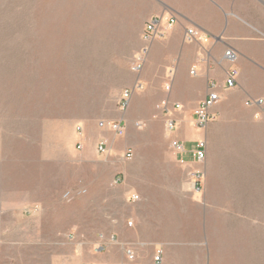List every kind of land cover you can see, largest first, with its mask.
<instances>
[{
	"label": "crops",
	"instance_id": "obj_1",
	"mask_svg": "<svg viewBox=\"0 0 264 264\" xmlns=\"http://www.w3.org/2000/svg\"><path fill=\"white\" fill-rule=\"evenodd\" d=\"M144 1L147 21L163 16L176 22L163 39L148 44L142 70L148 64L146 73L156 71L163 78L172 69L174 73L169 89L157 93L150 76L141 75V70V89L135 97L131 94L121 121L126 128L134 118L147 126L150 120L164 123L167 116L160 105L166 102L168 116L177 126L173 132L159 127L152 134L149 128L143 142L127 148H133L137 166L135 193L126 195L128 221L109 218L106 230L116 245L111 244L103 257L77 252L78 264H125L123 248H133L134 264H155L153 257L159 249L161 264H258L259 258L264 264V245L258 246L256 220L250 219L264 216V117L245 106L249 99H264V0ZM187 28L204 32L211 42H186ZM228 49L236 53L233 66L239 72L234 88H226L224 82L231 66L224 58ZM211 83L221 96L212 110L217 119L200 128L195 125L194 111L207 97ZM17 98L0 103L1 190L10 183L11 167L46 168L50 142L57 151L58 126L40 121L37 127L29 119L34 118L31 113L48 112L43 97L41 104L30 97ZM15 120L33 131L15 134ZM103 129L108 134L99 131L96 146L111 133ZM28 134L40 137L34 150L31 144L29 149L12 145L15 136ZM175 140L182 152L172 147ZM200 141L205 142L202 163L193 157ZM191 171L204 174L200 192L189 181ZM131 195L138 196V201H130ZM27 203L33 200L0 198V215L14 216ZM55 264L65 263L57 259Z\"/></svg>",
	"mask_w": 264,
	"mask_h": 264
},
{
	"label": "rangeland",
	"instance_id": "obj_2",
	"mask_svg": "<svg viewBox=\"0 0 264 264\" xmlns=\"http://www.w3.org/2000/svg\"><path fill=\"white\" fill-rule=\"evenodd\" d=\"M144 5V0H0V103L9 97H30L39 104L44 99L48 112L31 113L29 119L37 127L44 121L60 129L57 151L49 143L46 168L11 167L10 183L0 188V198L33 200L14 216L0 215V264H55L57 259L78 264L77 252L103 257L116 245L106 223L111 217L128 221L126 195L135 193L136 184L135 152L130 148L129 160L124 154L143 142L149 128L152 134L166 121L150 120L148 127L134 118L124 136L108 135L107 154L96 151L99 134H108L98 124L122 120L121 94L133 91L135 97L138 90L140 72L130 68L148 47L141 39ZM144 66L141 75L150 76L157 93L169 88L174 69L163 78L146 73ZM21 124L15 120V134L33 131ZM77 127L82 150L76 149ZM14 139L16 149L31 144L34 150L40 137ZM254 218L258 246L264 245V216Z\"/></svg>",
	"mask_w": 264,
	"mask_h": 264
},
{
	"label": "built area",
	"instance_id": "obj_3",
	"mask_svg": "<svg viewBox=\"0 0 264 264\" xmlns=\"http://www.w3.org/2000/svg\"><path fill=\"white\" fill-rule=\"evenodd\" d=\"M176 20L174 18L165 19L163 16H154L150 18L144 26V29L141 34V39L144 43H151L154 40H161L167 34V29H169L172 25H174ZM184 40L188 43H198V44H209L211 42V38L206 35L204 32L196 29V28H187L184 31ZM146 49L142 50L140 54H137L135 57V61L131 66V72L139 73L142 70L144 59H145ZM224 58L230 63V68L226 71L225 74V87L226 88H234L236 85V78L238 77V69L233 66L236 60V53L228 49L224 53ZM193 73V71L191 72ZM141 84L138 83L135 87L141 89ZM166 91L169 89L167 86L165 87ZM136 91V90H135ZM133 91H124L121 94L120 101H119V108L122 112L126 111L128 102L130 100L131 94ZM221 99L220 94L216 90V85L211 83L208 87V94L205 99L199 104V106L194 111L195 116V125L197 127L203 128L207 126L210 122H214L217 119V116L212 112L216 103H218ZM245 106L248 108H254L264 117V99H249L245 102ZM178 106H176L177 108ZM160 110L166 114V121H165V129L167 132H173L176 129V122L173 120L169 115V109L166 102H162L160 105ZM258 115H256L257 118ZM100 129L108 128L111 133H113L116 137H122L125 134V126L123 125L122 121H115L104 123L100 122L98 124ZM77 135L79 136V141L76 144V149L82 150L83 148V133L82 128H76ZM172 147L177 152H182L183 147L179 141H172ZM96 151L100 154H107L108 148L104 141H100L96 146ZM205 142L200 141L196 145V149L193 152V157L197 162L202 163L205 160ZM132 157L131 150H127L124 154V158L129 160ZM189 181L193 187V189L197 192L202 190V183L204 180V175L202 172L199 171H191L188 173ZM138 196L131 195L129 200L132 202L138 201ZM34 210H36L34 208ZM33 209H29L26 211L28 214H32ZM128 226H131V223H128ZM126 256V263L125 264H134L135 255L131 249L125 250ZM153 261L155 264L162 263V251H156Z\"/></svg>",
	"mask_w": 264,
	"mask_h": 264
}]
</instances>
